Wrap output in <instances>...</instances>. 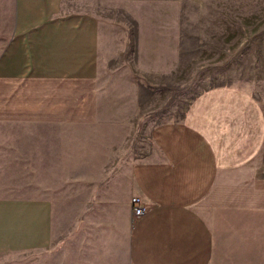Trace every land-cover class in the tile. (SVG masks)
Segmentation results:
<instances>
[{
  "label": "crops",
  "instance_id": "1",
  "mask_svg": "<svg viewBox=\"0 0 264 264\" xmlns=\"http://www.w3.org/2000/svg\"><path fill=\"white\" fill-rule=\"evenodd\" d=\"M67 7L0 0V264H262L264 107L239 87L211 90L157 127L130 188L100 192L112 196L89 225L12 191L23 169L54 166L56 130L98 119L101 25ZM134 196L149 206L138 220Z\"/></svg>",
  "mask_w": 264,
  "mask_h": 264
},
{
  "label": "rangeland",
  "instance_id": "2",
  "mask_svg": "<svg viewBox=\"0 0 264 264\" xmlns=\"http://www.w3.org/2000/svg\"><path fill=\"white\" fill-rule=\"evenodd\" d=\"M65 1L101 25L98 119L56 130L54 166L23 169L14 193L89 225L112 196L100 192L125 193L132 166L156 149L155 129L181 122L199 97L234 86L264 107V0Z\"/></svg>",
  "mask_w": 264,
  "mask_h": 264
},
{
  "label": "built area",
  "instance_id": "3",
  "mask_svg": "<svg viewBox=\"0 0 264 264\" xmlns=\"http://www.w3.org/2000/svg\"><path fill=\"white\" fill-rule=\"evenodd\" d=\"M131 215L134 220H138L143 217L149 209V206L139 196L131 198Z\"/></svg>",
  "mask_w": 264,
  "mask_h": 264
}]
</instances>
